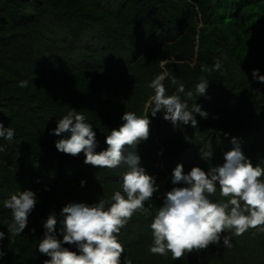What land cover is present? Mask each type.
<instances>
[{
  "label": "trees",
  "instance_id": "trees-1",
  "mask_svg": "<svg viewBox=\"0 0 264 264\" xmlns=\"http://www.w3.org/2000/svg\"><path fill=\"white\" fill-rule=\"evenodd\" d=\"M217 60L219 71H201L214 68ZM255 69L264 76V0H0V123L15 131L12 141L0 137V231L5 233L0 243L6 252L0 264H43L51 258L38 244L50 213L62 240L63 207L110 199L118 190L123 194L128 166L93 167L84 163L83 153L58 151L55 142L70 136L52 134L59 119L73 109L83 114L96 133V151L106 150L107 135L124 123L126 111L145 114L155 94L149 85L164 72L166 95L178 88L171 83L174 76L193 92L188 110L196 102L208 116L194 113V129L190 123L174 126L162 111L152 117L149 109L150 137L137 147L140 166L156 185L165 178L163 169L170 177L164 196L160 190L145 202L150 214L136 212L121 229V264L126 258L132 264H264V232L257 229L238 237L226 232L231 248L221 240L181 260L170 252H150V224L166 193L186 186L172 183L178 164L185 174L193 167L207 172L222 166L235 137L253 166L264 167V82L253 79ZM201 76L209 87L199 97L195 85ZM25 80L28 86L19 87ZM201 149L213 153L211 160L202 158ZM25 190L36 193L37 204L24 232L9 239L12 214L3 202ZM210 199L228 198L217 185ZM64 246L77 251L75 245Z\"/></svg>",
  "mask_w": 264,
  "mask_h": 264
},
{
  "label": "clouds",
  "instance_id": "clouds-1",
  "mask_svg": "<svg viewBox=\"0 0 264 264\" xmlns=\"http://www.w3.org/2000/svg\"><path fill=\"white\" fill-rule=\"evenodd\" d=\"M161 66L164 68L165 64L162 62ZM220 68L221 63L217 60L214 68L202 66L201 71L210 73ZM168 75L164 72L151 81L149 86L155 94L149 97L143 116L132 111L124 113V123L118 129H112L106 137V150L96 151V133L83 114L73 109L59 119L52 134L61 136L70 133V136L55 142L58 151L71 156L83 153L86 157L84 163L93 167L114 169L126 164L128 170L122 177L123 194L118 190L110 199L99 198L92 204L74 202L63 207L61 215L65 219L59 230L62 240L57 234L56 215L54 212L49 214L43 225L44 237L38 244L39 252L51 258L43 264H121L124 253V246L118 238L121 229L136 212L150 214L145 202L159 190L155 178L140 166L141 157L137 154L138 145L150 137L149 109L152 117L162 111L164 119L174 126L190 123L194 129L198 125L194 113L204 118L208 116L196 102L192 110H188L193 92L186 91L185 85L174 76L171 83L178 84V88L175 94L166 95L164 81ZM252 76L264 82L259 69L253 70ZM18 86L27 87L28 81H21ZM208 87L209 81L201 76L195 85L196 95L205 96ZM14 136L13 128H5L0 123V137L12 141ZM232 143L234 147L224 154L225 163L222 166H210L207 172L201 167H193L187 174L183 164L175 167L173 185L183 183L186 186L173 187L168 191L163 205L156 212L150 224L152 254L167 256L170 252L173 260H181L185 253L205 250L212 244L219 245L221 240L225 248H231V236L224 235L226 232L237 237L249 229L264 232V167L253 166L242 152L237 138L233 137ZM3 150L0 145V151ZM201 153L205 160H211L213 156L204 149ZM85 183L81 181V186ZM217 185L220 196L228 198L227 202L210 199L216 194ZM36 204L37 196L32 190L18 191L3 202L12 214V222L7 225L9 239L24 232ZM32 232H35L34 228ZM4 239L5 233L0 231V242ZM66 244L75 245L77 251H71L64 246ZM5 255L0 243V260ZM125 264H132V261L126 258Z\"/></svg>",
  "mask_w": 264,
  "mask_h": 264
},
{
  "label": "rangeland",
  "instance_id": "rangeland-1",
  "mask_svg": "<svg viewBox=\"0 0 264 264\" xmlns=\"http://www.w3.org/2000/svg\"><path fill=\"white\" fill-rule=\"evenodd\" d=\"M209 144H210V143H207V146H209ZM192 152H193V151H192ZM192 152H191L189 155H186L187 159L190 160V156H192ZM159 155H160V154H159ZM186 161H187V160H186ZM159 166H160V167H163L162 165H159ZM162 173L165 175V178L162 179V181H160V182L158 183L159 190H158L157 192H155V193H158L160 190L162 191V192L160 193L159 197H163V196H164V191L162 190V188L165 187L166 182H167L168 178L170 177V174H169L165 169L162 170Z\"/></svg>",
  "mask_w": 264,
  "mask_h": 264
}]
</instances>
